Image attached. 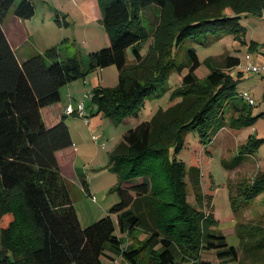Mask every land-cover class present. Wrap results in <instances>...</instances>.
Here are the masks:
<instances>
[{
  "label": "trees",
  "instance_id": "obj_1",
  "mask_svg": "<svg viewBox=\"0 0 264 264\" xmlns=\"http://www.w3.org/2000/svg\"><path fill=\"white\" fill-rule=\"evenodd\" d=\"M98 3L110 43L89 53L85 65L78 56L57 61L56 48L20 62L2 22L11 10L19 17H32L35 5L33 0H0V264H105L107 251L128 264H202L203 248L215 251L219 259L237 261L238 249L222 233L205 231L213 219L187 198L188 175L200 198L199 168H187L175 153L192 130L210 141L225 126L226 111L238 113L228 119L235 129L251 125L255 117L251 104L236 90L241 72L233 76L228 71L240 65V58L228 55L225 66L218 67L209 57L211 71L201 79L195 71L202 61L186 44L217 35L242 41L245 27L240 19L246 14L260 16L264 0ZM226 6L232 7L231 13L223 12ZM152 7L161 10L162 20L145 59L140 51L151 34L142 12ZM132 46L136 63L129 65L126 50ZM149 59L154 67L146 69ZM109 65L118 68V83L96 88L93 100L114 123L130 121L148 99L166 91L179 101L159 107L149 120L126 131L109 156L119 178L113 190L121 201L111 207L110 215L82 228L71 198L74 184L64 178L56 157L58 150L72 145L69 127L64 121L46 126L41 108L59 101L61 89L70 81ZM186 68L180 85L164 87L170 76ZM259 141L250 135L241 148L253 152ZM80 182L84 186L86 181ZM252 184L250 193L255 196L264 190V171ZM242 228L238 225L243 239ZM138 229L146 236L138 245L124 248L123 238ZM255 245L263 246L264 239Z\"/></svg>",
  "mask_w": 264,
  "mask_h": 264
},
{
  "label": "rangeland",
  "instance_id": "obj_2",
  "mask_svg": "<svg viewBox=\"0 0 264 264\" xmlns=\"http://www.w3.org/2000/svg\"><path fill=\"white\" fill-rule=\"evenodd\" d=\"M82 1L93 4L91 15L84 13L81 7H78V4L81 5ZM33 3L37 12L35 15L36 20H42V15L45 11L52 9L58 13L62 22H54V25L52 23L53 28L51 29L34 27V35L38 45L42 46L48 40L54 41L56 42V46L58 45L57 47H62L59 50L61 56L64 54H77L87 64L89 51H92L95 45L101 44L105 47L109 44L107 31L103 24L96 20L97 14L100 17L102 16L98 0H33ZM223 12L231 13L232 7L226 6ZM142 16L145 27L151 34L141 48V52L145 58L154 48L152 47L154 44V33L160 27L159 25H161L162 20L161 10L153 7L147 8L143 10ZM240 23L245 27L242 41L235 39L233 35H217L207 41H192V43L186 44V46L196 49L199 59L202 61L200 67L195 71L196 76L201 79L211 71V68L206 63V59L209 57L212 58L213 63L218 67L225 66V59L228 55L241 58L242 65L228 71L233 76L241 72L242 75L240 80H238L236 90L242 97L249 95L254 101L251 107L252 116L255 119L251 125L239 129L231 127L232 125L228 123V119L231 114L237 116L238 113L230 110L226 111L222 118L225 125L224 128L226 129L221 134L230 132L229 135L223 137L217 135L210 141L204 142L201 139L199 131L192 130L185 136L182 148L175 153L176 159L184 162L187 168L197 166L200 170L202 192L200 198H196L194 179L192 181L189 175L186 178L187 198L196 210L203 211L208 218L213 219V221H209L206 224L205 231L213 230L222 233L225 235L227 243L235 246L239 252L238 260L230 261L219 259L215 251L203 248L199 258V261L203 262L202 264H235L234 262H237V264L264 263V245H255L264 239V190L258 192L256 196L253 192L250 193V190H254L252 182L255 177L264 171V71L258 72L246 69V64L249 62L257 65L261 63L259 59L264 61V9L260 16L252 14L243 15ZM135 47L132 46L126 50L127 63L129 65L136 63L133 54ZM150 47L152 48L150 49ZM148 62L144 68H153L154 61H150L149 59ZM117 70L115 65H111L101 71L100 75L104 79L101 83L105 85L103 88L117 84ZM187 71L188 69L186 68L181 74L178 72L174 73L170 77V80L168 79L164 84V87L169 86L170 89H174L180 85L179 80L183 78ZM94 76V74L90 75V84ZM91 91L92 89L89 88L85 92H82V94L84 93L83 99L85 94L90 96L86 109L93 106L95 113H101L98 111V105L93 100L94 93H91ZM170 92L169 90L161 93L159 96L148 99L144 106L132 117L133 121H128L129 127L133 128L135 121H138V125L143 121L149 120L159 107L166 108L178 102L179 98H169ZM83 99L80 102L84 101ZM87 115L89 118H92L90 110ZM88 117L86 116V118ZM81 118H69L68 121L73 129V140L76 143L83 141V143L95 144L90 146V153L87 156L81 151V156L78 157L77 164L74 167L76 175H82L85 179V185H81L80 182L79 186H77L73 183L74 185L71 189L72 203L79 223L82 228H85L100 218L110 215L111 207L121 201V197L117 191L113 190L119 178L117 173L112 169L110 159L105 157L104 163L108 162L107 167L97 172L92 171L93 164L86 162L91 153H104L108 150L112 140L120 138L123 122L116 124L108 117H103L104 126L102 128V124L98 123V119L96 118L92 119L91 122L95 124L94 126L91 123L88 125L84 122V118ZM95 126H98L99 129L91 130ZM244 128H252L250 132L256 139L260 140L257 147L253 148V152H245L241 148V145L245 144L249 137H247L245 142H239V140L242 141V139H239V135L244 133V131L242 132ZM98 132H103L105 135L97 138ZM237 132L239 134L236 135ZM109 164L111 165L110 167H108ZM192 177L195 178L196 175L193 174ZM64 178L69 180L66 177ZM94 187H99L100 189L93 193ZM131 194L135 195L134 193ZM112 216L116 219L115 215L112 214ZM215 220H218L217 224ZM238 225L243 226V239L238 234ZM145 236L146 234L142 229L132 232L123 238L124 248L128 244L138 245ZM148 256L144 255L142 262L146 263ZM103 261L105 264H128L123 260L122 256L111 251H107V255L103 257Z\"/></svg>",
  "mask_w": 264,
  "mask_h": 264
},
{
  "label": "crops",
  "instance_id": "obj_3",
  "mask_svg": "<svg viewBox=\"0 0 264 264\" xmlns=\"http://www.w3.org/2000/svg\"><path fill=\"white\" fill-rule=\"evenodd\" d=\"M78 5H79L78 6L79 8L81 7V9L84 13L89 14V15L92 14L91 10L93 8V4L91 2L85 3V1H82L81 5L80 4H78ZM36 13L37 12L35 10V14L32 17L22 18V17L15 15L11 10L7 13L5 18L3 19V22H2L3 31L6 35L12 49L14 50L18 60L20 62H23L32 56H35L38 54L44 55L46 53V51L50 48H56L57 49V52H58L57 61H63L67 58H70L73 56H78L77 54H73V55L64 54L63 56H61L59 50H61L62 47H57L58 45L56 46V42H54V41L48 40L42 46L38 45V43L35 39V35H34V32H35L34 27H38V28L42 27V28L51 29V28H53L52 25H54V22H57V23L58 22L62 23V22L60 21V17L58 16V13L56 11L54 12L52 9H47L45 11V13L42 15V20H38V19L36 20V18H35ZM60 13H62V12H60ZM33 17L35 18L36 21L34 20ZM93 18L95 19V17H93ZM30 19H31V21H29ZM101 19H102V16L100 17L97 14L96 20L101 22ZM67 23H69V22L67 21ZM109 43H110V40H109ZM108 45H106L105 47H107ZM98 46H102V45L101 44L95 45L93 50L97 51V50L104 48V46H102V47H98ZM95 48H97V49H95ZM93 50L89 51V53L94 52ZM141 54H142V52H141ZM78 57H80V56H78ZM248 57L250 59L249 55H248ZM240 60H241V58H240ZM259 61L264 62L261 59H259ZM47 62L51 63L52 61L47 59ZM84 64L86 65L85 62H84ZM240 65H242V62H240ZM109 66H111V65H109ZM109 66L90 70L84 77H79L77 79L70 81L68 84H66L61 89V97H60L59 101L52 103L50 105H46V106L41 108V115H42L43 121L46 124V126L52 127V126L56 125L57 123L64 121L67 124V126L69 127L71 138H72V145L58 150L56 152V157H57L58 164H59V167H60V170H61V173L63 174V176L68 178L70 181L75 183L77 186H79L78 184L80 183V179L83 178L82 175H80L81 177L76 175L75 170H74V167L76 166L77 161H78V157L81 156L80 155L81 151H83L84 154L87 156L90 153V149H89L90 146H93L95 144L83 143V141L76 143L73 140V129H72L68 119L69 118H73V119H80L81 118L79 116L77 109H78V104H79L80 100L83 99L84 93L82 94V92H85L86 89L91 88L92 89L91 93H94V90L96 88H103V86H105V85H102L101 81L104 79L100 75V73L104 69H107ZM239 66H237V67H239ZM231 70H233V68ZM92 74H94L95 76L91 79L92 82L90 84V75H92ZM118 74H119V70H117V78L119 80ZM169 80H170V78H169ZM181 80H182V78L179 80V83H181ZM116 85H114V86H116ZM114 86H110V87H114ZM89 99H90V96L88 94H85V97L83 99L85 102V115L88 117L87 114L89 113V110H90V114L92 115V118L88 117V121L87 122L84 121V122L87 123L88 125H90V123L92 122V119L96 118V119H98V123L102 124V128H103V126H104L103 114L102 113H95V108L93 106H90V107H88V109H86L87 104H89V102H88ZM69 104L74 109V112L71 114L66 113V107ZM81 119H83V117ZM137 122L138 121L134 122V124H135L134 127L137 125ZM91 124H93V126L95 125L94 123H91ZM92 129L98 130L99 127L95 126V127L91 128V130ZM128 129H130L128 122L123 123V127L121 129V133H122L121 136L119 134L120 138L112 140V142H110L108 150H106L102 154H99V152L95 153V154L91 153V155L88 158L86 163L93 164L92 165L93 166L92 167L93 172H97V171H99L101 169H105L107 167L108 162L104 163L105 162L104 158L106 157L107 159H110V157H109L110 153L115 149L114 147H116L118 145V143L123 139V136ZM224 129H226V128L223 127L222 129H220L216 133L215 136L218 135V136L223 137V136L229 135L230 132H224L221 134V132ZM250 130H252V128L251 129H249V128L242 129V132L244 131V133L242 135H239V139H242V141L239 140V142H242V143L245 142L247 137L252 135ZM237 134H239V132H237L236 135ZM103 135H105V133L98 132L97 138H100V136H103ZM110 166L111 165L109 164L108 167H110ZM99 189H100L99 187H94L92 192L95 193V191H97ZM89 193L91 194V192H89ZM215 218L218 219L217 217H215Z\"/></svg>",
  "mask_w": 264,
  "mask_h": 264
},
{
  "label": "built area",
  "instance_id": "obj_4",
  "mask_svg": "<svg viewBox=\"0 0 264 264\" xmlns=\"http://www.w3.org/2000/svg\"><path fill=\"white\" fill-rule=\"evenodd\" d=\"M246 69L248 70H253V71H264V62H261L260 64H253L251 62H249L248 64H246ZM251 105L254 104V101L253 99L249 96V95H245L244 97ZM78 113H79V116L80 117H83L84 120L87 122L88 121V118H86V115H85V103L84 101H81L79 102V105H78ZM74 112V109L73 107L69 104L66 108V113L67 114H71Z\"/></svg>",
  "mask_w": 264,
  "mask_h": 264
}]
</instances>
